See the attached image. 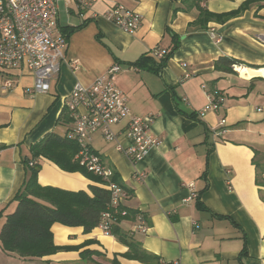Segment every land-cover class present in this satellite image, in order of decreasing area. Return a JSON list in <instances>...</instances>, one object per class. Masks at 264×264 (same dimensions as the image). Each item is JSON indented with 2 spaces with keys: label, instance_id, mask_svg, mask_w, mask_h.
I'll return each mask as SVG.
<instances>
[{
  "label": "crops",
  "instance_id": "crops-1",
  "mask_svg": "<svg viewBox=\"0 0 264 264\" xmlns=\"http://www.w3.org/2000/svg\"><path fill=\"white\" fill-rule=\"evenodd\" d=\"M82 1L58 5L53 35L64 36L67 46L48 93L33 91L35 80L24 67L0 69V228L28 176L24 161L31 148L48 133L72 129L61 115L75 85L90 86L116 63L117 88L134 116L154 118L150 130L159 144L137 164L116 149L127 144L124 137L107 142L95 134L89 146L130 191L124 206L138 215L119 228L155 260L125 258L129 248L98 227L85 233L53 224V242L63 249L22 258L0 247V264H264V186L257 184L264 185V75L244 78L233 69H214L218 58L231 57L239 61L236 68L264 70V6L258 7L264 0L237 18L205 26L197 20V0H98L86 8ZM200 1L199 7L223 14L247 0ZM115 5L140 16L134 33L106 18ZM174 46L157 70L155 53ZM4 80L13 87L3 89ZM203 85L218 91L222 103L199 117L208 104ZM124 126L114 133L119 136ZM37 183L89 195L96 186L45 159ZM138 216L145 233H133Z\"/></svg>",
  "mask_w": 264,
  "mask_h": 264
},
{
  "label": "built area",
  "instance_id": "built-area-1",
  "mask_svg": "<svg viewBox=\"0 0 264 264\" xmlns=\"http://www.w3.org/2000/svg\"><path fill=\"white\" fill-rule=\"evenodd\" d=\"M60 1L62 0H0V69L9 71L19 67L26 68L35 80L33 91L38 94L49 92L51 81L65 61L66 38L53 35ZM96 1L98 0H84L80 6L86 8ZM106 18L128 34L139 28L141 20L134 11L121 5L109 9ZM211 37L214 38V35ZM165 54V51H159L155 53V58L160 61ZM232 69L237 72L235 65ZM120 70V66L115 63L90 86L84 87L77 83L66 106L72 119L68 138L75 140L80 147L76 158L88 172L105 181L107 184L104 188L110 192L113 214L104 213L98 225L105 235H110L109 226L115 215H126L125 211L119 212V209L125 207L129 195L110 182L113 170L107 168L101 158L88 148L92 136L99 134L107 142L119 137L126 138L127 144H118L116 149L133 164L143 161L148 151L159 144L150 130L154 118L134 116L127 98L117 88L116 78ZM12 87L11 81H3V89ZM202 87L207 94L208 104L198 113L199 117L209 111H217L222 103L218 91L211 92L205 85ZM80 109L83 110L80 112ZM122 123L125 125L124 129L117 136L113 128ZM223 123L221 121V125ZM188 187L193 189L192 184ZM196 195L195 191L192 192L191 199ZM195 227L199 228L196 224ZM146 230L142 217L138 216L133 233H145Z\"/></svg>",
  "mask_w": 264,
  "mask_h": 264
},
{
  "label": "trees",
  "instance_id": "trees-1",
  "mask_svg": "<svg viewBox=\"0 0 264 264\" xmlns=\"http://www.w3.org/2000/svg\"><path fill=\"white\" fill-rule=\"evenodd\" d=\"M257 1L247 0L237 10L213 14L199 7L201 1L197 0L195 2L199 10L197 20L202 26L209 21L225 23L241 16ZM263 6L260 4L258 7ZM97 40L101 43L100 36H97ZM175 49L176 46L170 51H165L166 54L155 65L157 70L165 66ZM238 63L239 61L231 57H220L214 62V69L223 73H232V67ZM61 118L62 124L71 123L72 119L67 108ZM70 130H66L62 135L57 132L48 133L31 148V158L24 161L28 176L13 200L16 203L15 209L5 215L0 228V247L3 251L17 254L22 258H42L55 254L63 248L55 246L53 242L50 231L53 224L81 227L85 233H89L98 227L104 213L113 214L110 207V192L104 188L107 183L80 165L79 159L76 158L80 147L75 140L68 138ZM88 148L91 150L90 146ZM41 159L52 162L64 172L81 173L93 181L96 186L89 187L90 195L83 191L71 192L42 187L37 183ZM110 182L124 189L130 196V191L122 185L117 173L114 172ZM257 184L264 186L260 182ZM121 211H125L126 215H115L109 230L111 235L129 248L123 256L142 263L153 262L155 259L141 249L139 243L128 237L118 226L122 220L135 219L138 213L127 207H120L119 212Z\"/></svg>",
  "mask_w": 264,
  "mask_h": 264
},
{
  "label": "bare ground",
  "instance_id": "bare-ground-1",
  "mask_svg": "<svg viewBox=\"0 0 264 264\" xmlns=\"http://www.w3.org/2000/svg\"><path fill=\"white\" fill-rule=\"evenodd\" d=\"M241 77L250 78L254 75H264V70L254 71L246 68H236Z\"/></svg>",
  "mask_w": 264,
  "mask_h": 264
}]
</instances>
